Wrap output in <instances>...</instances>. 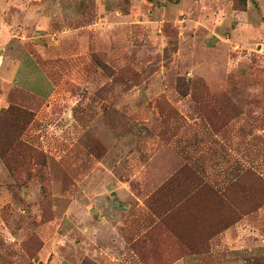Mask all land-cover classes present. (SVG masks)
<instances>
[{"label": "rangeland", "instance_id": "obj_1", "mask_svg": "<svg viewBox=\"0 0 264 264\" xmlns=\"http://www.w3.org/2000/svg\"><path fill=\"white\" fill-rule=\"evenodd\" d=\"M0 97V264H264V0H0Z\"/></svg>", "mask_w": 264, "mask_h": 264}, {"label": "trees", "instance_id": "obj_2", "mask_svg": "<svg viewBox=\"0 0 264 264\" xmlns=\"http://www.w3.org/2000/svg\"><path fill=\"white\" fill-rule=\"evenodd\" d=\"M12 112H16V114H20V113H21V111H16V110H14V107H11V106L9 105L8 107H6V108L3 107V108L0 110V117H1V116H4L5 114H8V113L12 114ZM22 113H25V112L23 111ZM22 118H23V116H22ZM23 121H26L25 123L22 122V123L24 124V127H23L19 132L16 133V139L18 140L17 145H19V146H26V143L23 142V141L20 139V136L22 135L23 131L25 130L26 125L29 123L30 120L28 121V119H27V120H24V119H23ZM0 155H1V157L3 158V155H2L1 150H0ZM3 159H4V158H3Z\"/></svg>", "mask_w": 264, "mask_h": 264}, {"label": "crops", "instance_id": "obj_3", "mask_svg": "<svg viewBox=\"0 0 264 264\" xmlns=\"http://www.w3.org/2000/svg\"><path fill=\"white\" fill-rule=\"evenodd\" d=\"M7 105H8L7 102H5V100L2 97H0V108L5 107ZM6 174H8V173L6 172L2 162L0 160V178H4Z\"/></svg>", "mask_w": 264, "mask_h": 264}]
</instances>
